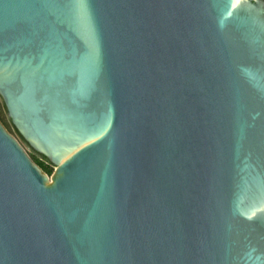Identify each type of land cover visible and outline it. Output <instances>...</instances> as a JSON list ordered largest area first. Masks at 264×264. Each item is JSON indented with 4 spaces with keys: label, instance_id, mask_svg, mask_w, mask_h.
Here are the masks:
<instances>
[{
    "label": "water",
    "instance_id": "obj_1",
    "mask_svg": "<svg viewBox=\"0 0 264 264\" xmlns=\"http://www.w3.org/2000/svg\"><path fill=\"white\" fill-rule=\"evenodd\" d=\"M0 99V264H264V0H0Z\"/></svg>",
    "mask_w": 264,
    "mask_h": 264
},
{
    "label": "trees",
    "instance_id": "obj_2",
    "mask_svg": "<svg viewBox=\"0 0 264 264\" xmlns=\"http://www.w3.org/2000/svg\"><path fill=\"white\" fill-rule=\"evenodd\" d=\"M2 114H6V110H5V106L2 102V100L0 99V118L3 121V123L5 124V126L7 128H9L12 132L16 133L20 139L24 142V139L20 136V134L16 131V129L14 128V126L11 124L10 120L5 117V119L2 117ZM31 159L34 161V163H36L45 173H47L48 175H51L53 173L54 167L52 165L51 162H49V160L47 159L46 156L34 151L32 149V151L29 153Z\"/></svg>",
    "mask_w": 264,
    "mask_h": 264
},
{
    "label": "rangeland",
    "instance_id": "obj_3",
    "mask_svg": "<svg viewBox=\"0 0 264 264\" xmlns=\"http://www.w3.org/2000/svg\"><path fill=\"white\" fill-rule=\"evenodd\" d=\"M2 117L5 119V117H7V115L6 114H2ZM0 121H1V123H2V125L19 141V143H20V145L24 148V150L29 154L31 151H32V149L29 147V145L24 141H22L21 139H20V137L16 134V133H14V132H12L9 128H7L6 126H5V124L3 123V121L1 120V118H0ZM50 162V161H49ZM53 165V164H52ZM53 167L55 168L56 166L55 165H53ZM46 180H47V182H50V178H46Z\"/></svg>",
    "mask_w": 264,
    "mask_h": 264
},
{
    "label": "flooded vegetation",
    "instance_id": "obj_4",
    "mask_svg": "<svg viewBox=\"0 0 264 264\" xmlns=\"http://www.w3.org/2000/svg\"><path fill=\"white\" fill-rule=\"evenodd\" d=\"M5 106V105H4ZM5 110H6V108H5ZM6 115H7V110H6ZM8 118V117H7ZM9 119V118H8ZM10 120V119H9ZM11 122V121H10ZM11 124L13 125V123L11 122ZM14 126V125H13ZM14 128H15V126H14ZM16 129V128H15ZM16 131H17V129H16ZM18 132V131H17ZM21 136V135H20ZM22 137V136H21ZM25 141V140H24ZM26 142V141H25ZM27 143V142H26ZM32 149V148H31ZM35 151V150H34Z\"/></svg>",
    "mask_w": 264,
    "mask_h": 264
},
{
    "label": "snow or ice",
    "instance_id": "obj_5",
    "mask_svg": "<svg viewBox=\"0 0 264 264\" xmlns=\"http://www.w3.org/2000/svg\"><path fill=\"white\" fill-rule=\"evenodd\" d=\"M239 2V0H237V3Z\"/></svg>",
    "mask_w": 264,
    "mask_h": 264
}]
</instances>
